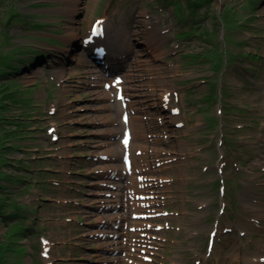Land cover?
<instances>
[{
	"label": "rangeland",
	"instance_id": "obj_1",
	"mask_svg": "<svg viewBox=\"0 0 264 264\" xmlns=\"http://www.w3.org/2000/svg\"><path fill=\"white\" fill-rule=\"evenodd\" d=\"M200 1L199 14L180 20L174 7L189 11L186 0H0V243L22 244L16 264H111L106 230L86 227L83 212L78 220L77 203L83 178L99 168L94 157L118 144L120 128L114 107L106 117L101 106L105 73L81 46L97 17L107 47L123 42L131 63L141 59L129 91L138 74H158L191 107L184 135L176 131L177 172L163 188L169 226L142 233L151 260L139 263L144 254L135 260L130 245L118 260L246 264L253 254L264 264V0ZM156 84L151 76L144 100L158 96ZM6 260L13 253L0 251Z\"/></svg>",
	"mask_w": 264,
	"mask_h": 264
},
{
	"label": "bare ground",
	"instance_id": "obj_2",
	"mask_svg": "<svg viewBox=\"0 0 264 264\" xmlns=\"http://www.w3.org/2000/svg\"><path fill=\"white\" fill-rule=\"evenodd\" d=\"M154 6H155V4L152 6V8H154ZM92 26V25H91ZM118 37H119V40H126L127 39V36H125L124 38H122V37H120V35L118 34L117 35ZM122 45H123V42H120ZM124 48H125V46H123ZM132 46L130 45V47H128V48H126V49H128V50H131L130 48H131ZM109 53V52H108ZM116 74H118V73H115L114 75H116ZM113 75V77H112V79L114 80V78H115V76ZM122 76V79H123V81H122V83H121V86H123L124 84H126V82L128 81V75H121ZM112 80V81H113ZM125 86V85H124ZM120 86H116L115 88H113L112 90H106L105 88L103 89V91H102V97H101V106L103 107V109L104 110H106V111H110V107H114L115 108V106L118 104L119 106H120V110L122 111V116H121V122H122V124H121V129H122V133H124V130H125V128L127 127V126H129V124H130V126H132V128H133V131L135 130V128H134V122L131 120V117L129 116V124L128 125H126V123H124L123 122V120H122V117H123V114H124V109L121 107V106H123L121 103H122V101H120V100H118L117 98H116V94H117V89L119 88ZM117 103V104H116ZM130 105V104H129ZM111 115V112H109V113H107L106 114V117H109ZM108 119V118H107ZM136 132V131H135ZM137 133V132H136ZM108 143H110V141H108V142H106V144H108ZM133 146H134V139H133V141L131 140V142H130V148H132L133 149ZM136 148H138V146H136V144H135V149ZM116 151L117 150V153H122L124 150H125V148L121 145V144H117V145H115V146H112L111 148H110V151ZM263 159H264V157H263ZM115 168H117V167H115ZM127 177L129 178L128 179V181H132L133 180V178H134V175H128L127 174ZM86 215H87V219H88V221L89 222H86L87 223V225H86V227H90V228H96V227H98V223H97V216H95L94 214H93V212L92 211H87V213H86ZM108 216H110L111 218H113V217H115V215H116V213L115 212H112V213H108L107 214ZM91 218H93V219H91ZM91 224H92V226H91ZM124 237H125V235H124ZM91 241V240H90ZM89 241V242H90ZM88 242V243H89ZM105 243L107 242V241H104ZM117 241H116V239L114 240V241H110L109 242V244H115ZM122 244H123V241L121 242ZM260 256H262V255H260ZM244 257H246L245 258V261H246V264H260V260H261V258H259V257H257V256H253V254H248V255H244ZM258 258V260H259V262L258 261H256L255 260V258Z\"/></svg>",
	"mask_w": 264,
	"mask_h": 264
},
{
	"label": "trees",
	"instance_id": "obj_3",
	"mask_svg": "<svg viewBox=\"0 0 264 264\" xmlns=\"http://www.w3.org/2000/svg\"><path fill=\"white\" fill-rule=\"evenodd\" d=\"M213 0H206V2H208V3H211ZM206 3H203V2H201L200 0H190V5H191V8H192V11H191V13H192V16H195L196 15V11H197V8L200 6V5H205ZM198 25H196V26H192V29L190 30V31H196V27H197ZM198 28H203V25H200ZM208 30H206V31H203L204 33H206ZM186 32H189V31H183L182 33L184 34V33H186ZM41 58H39V60H40ZM6 219H10L11 218V216H6L5 217ZM3 224L4 225H6V222L4 221V218H3ZM29 231H32V229L30 228V227H25L24 228V233H20V234H23L25 237H27L28 236V234H29ZM22 244L20 243V242H17L16 243V247H18V246H21ZM15 246H14V242H9L8 244H1L0 243V251H1V253L2 254H8V253H10V252H12L13 253V257H14V262H12V263H10V264H16V258H15V256H14V251H15V248H16ZM5 259V258H4ZM0 264H1V262H0ZM2 264H7V260L4 262V263H2Z\"/></svg>",
	"mask_w": 264,
	"mask_h": 264
}]
</instances>
